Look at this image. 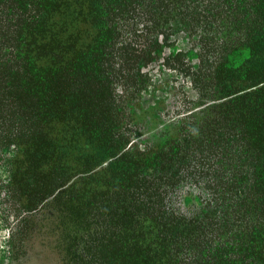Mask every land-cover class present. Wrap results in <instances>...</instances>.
I'll return each instance as SVG.
<instances>
[{
    "label": "trees",
    "instance_id": "trees-1",
    "mask_svg": "<svg viewBox=\"0 0 264 264\" xmlns=\"http://www.w3.org/2000/svg\"><path fill=\"white\" fill-rule=\"evenodd\" d=\"M159 58L195 110L138 140ZM0 157L13 247L47 210L61 264H264V0H0Z\"/></svg>",
    "mask_w": 264,
    "mask_h": 264
},
{
    "label": "rangeland",
    "instance_id": "rangeland-1",
    "mask_svg": "<svg viewBox=\"0 0 264 264\" xmlns=\"http://www.w3.org/2000/svg\"><path fill=\"white\" fill-rule=\"evenodd\" d=\"M169 42L160 54L179 50L196 65V48L191 40L180 33L171 35ZM154 62L144 69L151 81L133 95L137 106L130 127L138 140L154 137L164 130L168 122L190 109L195 110V92L187 78L177 75L167 66L163 67L160 58ZM5 169L4 160L0 157V264H61L55 224L47 210L33 217L32 228L21 243L13 247L12 240L8 241L7 236L14 232L16 222L12 218L15 209L3 196L6 190L1 191L6 180ZM189 198L193 197L189 196L187 200Z\"/></svg>",
    "mask_w": 264,
    "mask_h": 264
}]
</instances>
